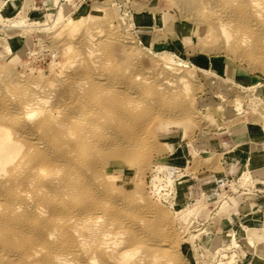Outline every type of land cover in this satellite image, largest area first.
<instances>
[{
    "label": "rangeland",
    "instance_id": "obj_1",
    "mask_svg": "<svg viewBox=\"0 0 264 264\" xmlns=\"http://www.w3.org/2000/svg\"><path fill=\"white\" fill-rule=\"evenodd\" d=\"M256 1L264 6V0ZM11 2L20 7L5 14L4 10L14 11ZM88 4L87 10L77 12L73 11L76 0H0V41L9 44L0 48L5 53L0 57V108L16 102L23 79L46 85L61 80L56 76L61 72L69 74L61 64L69 31L62 37L56 33L71 18L87 19L99 27L100 33L94 35V58L107 75L95 83L104 84V92L116 87L113 95L108 92L112 97L109 95L104 109L115 110L117 102L123 109L129 105L131 118L119 131L125 145L136 144V149L126 151L108 140L102 148L105 152L91 157V161H104L102 170L109 172L111 185L118 184V189H114L116 193L108 184L88 186V199L81 209L98 203L106 211L91 210L87 215L93 214L101 222L140 217L144 239L133 246L144 264H264V259H258L264 256V216L258 213L246 219L252 213L253 200L259 199L264 207V183L253 185L248 168L242 173L237 169L231 177L235 179H225L217 191L215 182L207 183L208 173L197 179L206 169L216 175L225 171L221 155L199 151L201 139L215 131L247 125L261 128L264 123L261 80L251 83L242 76L233 81L224 77V72L230 75L240 68L264 79V11L253 0H90ZM99 7H107V12H99ZM256 8L260 16L253 17ZM19 13L26 20H20ZM57 18L60 25L53 23ZM39 24L50 27L27 28ZM224 25L229 28V38L223 35ZM86 35L83 31L75 42ZM164 68L180 69L188 82L193 79L189 91L178 94L170 72L162 74ZM136 76L140 78L134 87L137 93L125 87ZM161 78L171 81L168 92L159 87ZM5 92L10 99L4 98ZM163 93H167L165 97ZM244 172L250 176L245 185L241 183ZM140 192L155 207V216L144 215L143 208L135 204ZM246 205L248 210L239 212ZM165 218L173 234L172 244L167 246L157 242Z\"/></svg>",
    "mask_w": 264,
    "mask_h": 264
},
{
    "label": "bare ground",
    "instance_id": "obj_2",
    "mask_svg": "<svg viewBox=\"0 0 264 264\" xmlns=\"http://www.w3.org/2000/svg\"><path fill=\"white\" fill-rule=\"evenodd\" d=\"M217 1L222 3L226 0ZM253 1L257 8L264 11V6L259 7L260 4ZM257 8L253 10V17L260 16ZM98 11L107 12V7H99ZM2 17L0 14V20ZM18 17L26 20L21 13ZM58 21V18L53 21L54 25ZM244 24L247 23L242 25L245 26ZM49 27L50 25L39 24L27 28ZM98 29V26L92 25L87 19H69L56 33L59 37L69 31L63 46L65 60L61 62L64 69L70 70L66 71L69 74H57L62 78L57 79V85L52 81L43 85L42 81L23 79L22 93L18 95L16 102L12 106L1 104L0 264H139L143 261L141 258L137 259L139 251L134 248L136 245L133 246L144 239L142 235L145 228L140 217H137L138 220L135 216L125 221L121 219L118 222L115 219L116 221L101 222L93 214L87 215L91 210L99 209L101 213L106 211L101 206L99 208L98 203L81 209L82 203L88 199V186L113 184L109 172L102 170L104 161H91V157L105 152L102 148L107 145L108 140L126 151L136 149V144L125 145V139L119 131L131 118L129 105L123 109L117 102L115 110H109L108 107L104 109L109 95H113L112 90L108 94L103 91L104 84L95 83L107 76L100 71L98 61L94 58V35L100 33ZM228 29V26H222L223 35L229 38ZM83 31L87 35L83 41L76 43ZM8 46L6 41H0V48L6 49ZM108 65L107 62L106 66ZM55 69L57 68L52 71ZM170 70L164 68L162 74L170 72L177 83L175 91L178 94L180 90L189 91L193 79L188 82L180 69ZM116 78L120 80L117 74ZM164 79L161 78L158 83L162 92L171 83ZM132 80L125 86L127 90H134L140 78L136 76ZM135 91L137 93V89L132 92ZM8 92L3 93L5 99ZM165 94L167 93H163L164 97ZM249 181V174L244 172L241 183L245 185ZM117 185H111L113 190L118 189ZM135 199V204L143 208L144 215L151 217L157 214L155 207L143 193L140 192ZM166 221L167 218L162 220L159 228L161 237L156 239L158 244L165 246L171 245L173 240ZM250 244L254 246L255 242L251 240ZM258 259L263 260L264 256H258Z\"/></svg>",
    "mask_w": 264,
    "mask_h": 264
},
{
    "label": "crops",
    "instance_id": "obj_3",
    "mask_svg": "<svg viewBox=\"0 0 264 264\" xmlns=\"http://www.w3.org/2000/svg\"><path fill=\"white\" fill-rule=\"evenodd\" d=\"M88 1L90 0H76V5L73 6V11H83L87 10L89 7ZM14 2V1H13ZM12 3V2H11ZM21 8L23 9L24 3L21 1ZM13 12H6V14H12L16 11L17 7L15 3H12ZM16 7V8H15ZM5 53L1 54L0 57H3ZM238 76H242L251 80V83H255L256 80H261L262 86L264 85V79L260 76L250 75L246 73L243 69L234 68L230 75H226L224 72V77L229 78L232 81L235 80ZM259 81H257L258 83ZM262 97L264 98V89L261 91ZM247 128H233V129H223L222 131H215L208 135V138H203L200 140L198 144L199 151L203 154H208V156H222L221 164L225 169L220 175H216V173H211L207 169L199 173L198 180L203 176L210 177V180L207 182L210 184L211 181L217 184L215 191L219 189L225 179L232 177V175L237 171V169H241L242 171L247 168L250 170V175L252 176L253 185L257 182L264 183V123L260 126L261 128L253 127V125H247ZM245 130V131H244ZM245 143L244 141H248ZM260 141V143H258ZM242 150V151H240ZM243 150H246L245 152ZM249 151V156L247 160H245V153ZM200 156L199 152L196 153ZM241 165V168H239ZM211 174V175H210ZM213 174V175H212ZM210 175V176H209ZM202 177V178H203ZM208 178H206L207 180ZM235 178H231L229 182L233 181ZM204 186V185H203ZM264 187V185H263ZM235 194V193H233ZM232 196V195H231ZM233 199V198H232ZM254 205H250L251 212L247 214L246 219L249 217L250 219L255 218L258 213H261L264 216V212H261V209L264 211V207L262 204H259V199H255ZM236 207H239L238 204L232 202ZM252 204L253 202L250 201ZM256 207H260L258 211L254 209ZM239 209V208H238ZM248 210V205L244 206L242 209H239V212H244V210ZM236 217V215H233ZM245 219V220H246ZM233 220V218H232ZM241 248V245H240ZM252 264V263H250Z\"/></svg>",
    "mask_w": 264,
    "mask_h": 264
},
{
    "label": "built area",
    "instance_id": "obj_4",
    "mask_svg": "<svg viewBox=\"0 0 264 264\" xmlns=\"http://www.w3.org/2000/svg\"><path fill=\"white\" fill-rule=\"evenodd\" d=\"M175 201V200H174Z\"/></svg>",
    "mask_w": 264,
    "mask_h": 264
}]
</instances>
